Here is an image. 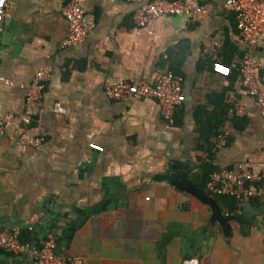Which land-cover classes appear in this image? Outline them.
<instances>
[{
    "label": "crops",
    "instance_id": "crops-1",
    "mask_svg": "<svg viewBox=\"0 0 264 264\" xmlns=\"http://www.w3.org/2000/svg\"><path fill=\"white\" fill-rule=\"evenodd\" d=\"M68 1L15 0L4 20L0 74L11 85H0V118L11 114L21 121L37 71L47 68L50 77L29 131L43 138L41 146L23 144L10 130L0 137V231L14 228L15 211L19 220L35 223L50 199L87 209L111 196V188H121L125 206L89 218L59 255L77 259L74 264H160L159 242L173 232L183 236L175 234L167 244L166 264H264V214L235 224L227 238L209 225V206L172 187L168 176L182 162L192 170L190 181L208 193L201 187L205 165L264 170V119L239 71L252 56L264 91V35L255 46L244 43L234 14L223 7L226 0H183L204 12L161 17L154 36L134 20L139 4L81 0L94 29L85 42L64 48ZM226 50L239 72L233 84L213 72ZM165 71L183 78L186 100L174 124L164 120L155 100L115 101L106 94L108 84L154 83ZM238 103L245 116L232 112ZM201 108L210 125L226 117L221 133L228 134V143L215 150L212 137L205 144L210 154L199 148ZM229 201H216L227 215L247 202L264 213V197L243 202L235 212ZM55 236L59 245L62 238Z\"/></svg>",
    "mask_w": 264,
    "mask_h": 264
},
{
    "label": "built area",
    "instance_id": "built-area-1",
    "mask_svg": "<svg viewBox=\"0 0 264 264\" xmlns=\"http://www.w3.org/2000/svg\"><path fill=\"white\" fill-rule=\"evenodd\" d=\"M15 0H0V57L4 33V20ZM139 4L134 20L140 30H148L151 36L156 35L155 23L161 17L202 14L203 6L189 4L183 0H125ZM224 9L235 16L236 29L240 38L249 46H255L264 35V0H226ZM63 16L68 25V34L62 47L69 48L79 45L87 39L94 25L86 18V11L81 0H69L64 7ZM259 63L247 55L239 69L242 85L257 99L260 114L264 119V91L260 89L255 78ZM213 72L219 76L229 77L231 67L221 62H215ZM50 77L47 68H40L27 94V107L21 121H14L11 114L0 118V137H4L10 130L12 135L20 139L23 144L34 148L41 146L43 138L30 135L29 131L38 109L42 106L46 83ZM0 85H11V82L0 74ZM107 96L115 101L155 100L161 108L165 121L174 124L178 110L183 106L186 98L183 92V78L171 71L160 72L154 83L142 81L133 84L120 81L106 85ZM57 112H64V108L57 105ZM232 112L236 116H245L246 111L238 103ZM215 150L225 147L228 143V134L223 132L212 139ZM96 151L102 148L92 146ZM206 190L211 196H226L235 198L243 203L249 200L264 197V170L254 172L250 167L240 166L238 171L220 169L211 173ZM21 228L0 231V249L13 257L27 253L24 261H9L6 264H74L77 259L64 258L57 252L58 242L55 235L47 236L40 248L30 250V245L20 241Z\"/></svg>",
    "mask_w": 264,
    "mask_h": 264
},
{
    "label": "water",
    "instance_id": "water-1",
    "mask_svg": "<svg viewBox=\"0 0 264 264\" xmlns=\"http://www.w3.org/2000/svg\"><path fill=\"white\" fill-rule=\"evenodd\" d=\"M191 173L192 170H188L182 162L179 164L175 163L169 168L168 176L171 177L169 183L175 189L193 195L209 206L212 212L209 225L216 228V232L220 230L225 237L231 238L235 224H249L251 223L250 219L252 217L264 214L263 211L255 209L250 202L245 203L242 211H239L238 213L232 215L223 213L214 197L205 193L190 181ZM121 190V188L116 190L111 188L109 190L111 196H107L97 206L87 209H79L76 205L68 207L63 203L55 204L50 199L47 201L46 205L41 206L43 207L41 214L37 217L35 223L27 224L25 221L19 220L18 211H15L11 226L14 228L20 227L22 229L35 230L33 241L30 245L31 251L37 248L38 244L49 235H57L61 237L62 241L57 248L58 253H61L64 248L67 247L75 232L79 230L89 218L101 212L125 206L124 204L127 197L120 199V196H118ZM109 193L107 192V194ZM175 234L183 236L182 233L169 232L168 234L163 235L162 240L159 242L160 264H166V246L170 243L171 238ZM26 255L27 253H23L20 256L13 257L8 254L0 253V264H6L9 261L22 262Z\"/></svg>",
    "mask_w": 264,
    "mask_h": 264
},
{
    "label": "trees",
    "instance_id": "trees-1",
    "mask_svg": "<svg viewBox=\"0 0 264 264\" xmlns=\"http://www.w3.org/2000/svg\"><path fill=\"white\" fill-rule=\"evenodd\" d=\"M226 54L224 59L221 60V62H223L225 65L230 66L231 67V75L229 77H226V79L229 81L230 84H233L236 79H237V75L239 74L238 71H236L235 68L232 67L231 63H232V59H233V53L228 52V50H226ZM171 70L178 74V71L175 67H171ZM223 96V95H221ZM220 109V108H219ZM230 109V106H226L224 110H222V112L224 113V115L227 114L228 110ZM204 114V109H199V113L197 114V116L200 118L199 119V129H200V133L201 136L199 138V148L201 150H204L206 152H208L210 154L209 148H206L205 144H209V141L212 137L217 136L218 134L221 133V126L224 123L223 121L226 119V117H224L223 121L219 120L218 122H216V124L214 125H210L209 121H204L201 115ZM210 129V130H209ZM216 170L215 167H213L212 165H205L203 167V176H202V180H203V184H201V187H204L206 185V183L209 180V177L211 175L212 172H214ZM215 200L217 201V203L221 204L226 202V200H230L228 203H226V206L228 207V209L231 212H235L240 208V205L242 203L238 202L235 198L232 197H225V196H214ZM236 201V202H235ZM20 241L23 244L26 245H31L32 241H33V231L29 230V229H21V235H20ZM41 247V243L38 244L37 248ZM0 253L2 254H7L5 251L0 249Z\"/></svg>",
    "mask_w": 264,
    "mask_h": 264
}]
</instances>
